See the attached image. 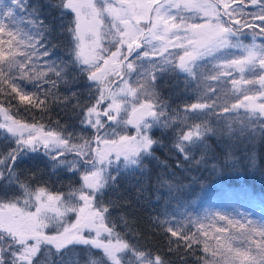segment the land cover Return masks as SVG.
I'll list each match as a JSON object with an SVG mask.
<instances>
[{
    "label": "snow or ice",
    "instance_id": "1",
    "mask_svg": "<svg viewBox=\"0 0 264 264\" xmlns=\"http://www.w3.org/2000/svg\"><path fill=\"white\" fill-rule=\"evenodd\" d=\"M0 117V264H168L104 198L146 176L167 209L185 173L264 140V0H0ZM151 223L181 259L264 264V221L238 210Z\"/></svg>",
    "mask_w": 264,
    "mask_h": 264
},
{
    "label": "trees",
    "instance_id": "2",
    "mask_svg": "<svg viewBox=\"0 0 264 264\" xmlns=\"http://www.w3.org/2000/svg\"><path fill=\"white\" fill-rule=\"evenodd\" d=\"M248 42L250 40H245V43ZM57 50L61 56L64 55L63 47H58ZM173 99H176V96H173ZM13 103L17 104L18 101H13ZM20 107L23 108V106ZM12 112L15 113L16 109L13 108ZM18 118L30 123L39 121L46 127H54L55 125L51 122L57 118L61 122L72 123L68 115L58 113V110H54L50 117L45 116L43 119L36 110L32 113L21 111ZM76 130L79 131V128ZM128 132H132L130 127ZM0 146H3L2 139H0ZM250 151L255 153L257 159L255 168H249L247 165L246 156ZM157 156L164 159L167 156V150L158 151ZM169 163L173 161L169 160ZM215 163L219 169L223 159ZM228 163L229 165L234 164L235 168L230 166L226 170L213 171V164L210 163L202 167L200 171L193 170L185 173L182 178L187 191L179 197V202L173 201L167 209L164 208L163 200L156 201L149 186L148 177L139 175L123 176L118 189L105 196V203L109 200L115 202L116 207L111 209L113 220L119 219L121 215L124 216L135 230L134 234H139L140 244L166 256L168 264H197V256L200 253H197V256L186 255L183 259L180 256L169 254L163 232L153 229L151 221L153 217L165 211L168 217L171 218L175 214V218L179 220L185 212L197 217L206 212L234 213L236 210L245 213L253 221H264V140L258 136L252 144L238 146L233 150V157ZM32 167L33 163L29 161L21 166V170H28ZM39 167L43 168V165ZM149 167L153 172L156 171L153 165ZM138 181H141L143 187L147 189L142 194L137 191ZM72 182L75 183V181ZM68 184L69 180L61 176L59 182L54 181L51 186L53 190H59Z\"/></svg>",
    "mask_w": 264,
    "mask_h": 264
},
{
    "label": "rangeland",
    "instance_id": "3",
    "mask_svg": "<svg viewBox=\"0 0 264 264\" xmlns=\"http://www.w3.org/2000/svg\"><path fill=\"white\" fill-rule=\"evenodd\" d=\"M0 119H2V117H0ZM134 132V130L132 129V132H130V133H133Z\"/></svg>",
    "mask_w": 264,
    "mask_h": 264
}]
</instances>
